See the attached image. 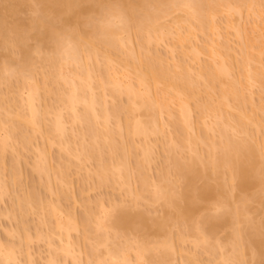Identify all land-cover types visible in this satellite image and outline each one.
<instances>
[{
  "label": "bare ground",
  "instance_id": "obj_1",
  "mask_svg": "<svg viewBox=\"0 0 264 264\" xmlns=\"http://www.w3.org/2000/svg\"><path fill=\"white\" fill-rule=\"evenodd\" d=\"M34 1L36 2V4L37 3L39 4V2L43 3V1L46 2L48 0H46V1L45 0H34ZM83 1L86 2L87 0H50L51 4L53 3L54 5H57L58 7L57 8L56 7L55 8H50V9L48 8L49 11H47V12H51V13L61 17L62 16L61 14L64 15L68 11H69L68 13H70V11H71V9H72V7H73V5L75 3L77 5V4H80ZM90 1L91 0H89V2ZM93 1H95V0H93ZM156 1H154V0H123L124 7H125L126 11L128 12V15L132 18V21H133L132 28L126 34V37H124V35H123L122 37L119 36V37L112 38L111 42H109V43H95V42H93V43H90L87 47H85L83 49V51H82V60H81V62H79L78 64L75 65V66H77L79 68V70H81L80 73H78L77 71L76 72L78 74L74 73L73 72L74 70H73L72 72H70V75H69V72L64 71L65 70L64 68H66V67L63 64H61L56 59L50 60L52 67L53 68L55 67V69H53L54 70V74L53 75L51 74V76H53V81L58 83L59 80H60L59 83H61L63 85L64 82H65L64 85L67 86V89H65V92L61 90L63 94H61V92H60V96L62 95V97H60L62 102H60L61 100L59 102L64 107H62L61 104H60V106L62 108H66V111L71 113V114L68 113V114H70V116H69L70 119H71V116H72L71 124H73V123L77 124L78 123V125H79V123H82V126L85 125V124L87 125L85 133H84V131H82V133L80 132V135H81L80 136V140H82V138L84 139L85 136H87L88 138H91L89 140L90 143H91L90 146H86L85 144L82 145L81 144L82 142H80V145H81V146L79 145L80 146L79 150H81L80 154L78 152H76V150L74 151L73 148H71V150L73 149V154L75 152L78 153V155H79L78 158L81 156V157H83V159H85V158L89 159L90 158L89 160H91V158H93V157H95V158L97 157V159H98V156H99L98 162H100V163H99V167H98V170H97V175H98L100 184L109 183L108 181H110V183L113 182L114 184L116 182L117 183L120 182L119 184L123 188L128 187L125 190L127 193L131 192V194H134L136 192V190H135V192H133L130 189L131 186L129 187V185H130V180H129L130 176L129 175L130 174L128 173L129 171L127 169L128 168L127 167L128 166L127 165V153L128 152H126L128 149L126 150V148H124L126 150L125 151L123 148H121L123 146L125 147V143H124V141H122V140H124V138L122 139L123 134H122V132H120L121 129H122V131L123 130L126 131L125 133H126V135H128V138H129V135H130V136H133V137L134 136H136V137H139V136L142 137L143 136L146 139V137H149L150 134H155V133H156V135L157 134H161V133H158V132H160V130L164 129L165 124L163 123V121L166 124H168V123L171 122L170 121L171 118H172V120L173 119L177 120L178 123H177V121L173 120L174 123L171 122L170 124L166 125V127L167 126L168 127H170V126L172 127L171 128L172 131L170 130L171 132H169V133L172 134L174 139L172 138L173 139V141H172V139H171L172 136L169 137V134H168V137L170 139V144H169V141L167 139V143L165 144V147H166L165 151H166L167 154L172 153V154H170V155H172V158L171 159L169 158L170 159L169 162L171 161L172 167L170 165L169 169L173 168V170H174V171L172 170L173 174H175L180 179V181L182 180L181 182L183 183V186L181 185L182 186L181 190L177 189L175 187V182H173L174 185H172L171 182L166 180L167 177L165 178V175L167 173H169L170 172L169 171L167 173L164 172V174L161 173L163 175H160L161 179H159V181H158L159 183L158 184L155 183L157 185L154 184L155 186L154 185L152 186V188L154 187V190L152 189L153 192H150L151 190H149V191L147 190V191L151 193L150 197H152L154 202L155 201L159 202V200L160 201L162 200L163 203L162 202H160V203H162L161 205H163L164 208L170 207V208L174 209V211H175V213L177 215L175 214V216H174L173 214H171V215L169 214L170 215V217H169L170 219H168L169 221L173 218L172 221H174V219H175L174 222L179 223V224L180 223H182V224L186 223V225L188 224V222H190V219H191L190 218V215H191L190 213H191V211H193L190 208L192 206L191 203L194 204L196 200H198V201L201 200V202H207L210 199L211 200L217 199V201H219L220 205H221L220 206L219 203L217 204V206L220 207V210H221V208L223 209V211L228 209L227 210L228 212H226V213L224 212V214H226V215L223 214L222 216L219 215V214H216V216L214 214V216H212L213 214H211V216L213 218L211 217L212 219H210V221L208 220L209 218L205 219L207 217H210V215L205 217L204 218L205 220L201 221L200 223H199V221H197L196 224H199V226L198 225L197 226H195V225L193 226V227H195L197 229V230L193 231V234L196 233V231L199 232V233L195 234L196 236L194 235L193 237H196L195 239L197 240V242H199L198 240H200V238H201L199 236V234H202L201 236L203 237V240L201 239L202 241H200V242L205 244L204 242L208 243V241H206L207 237H210L212 239L213 236H211V235L214 233V230H216L218 228V226H221V227L223 225L224 226H230V228L233 229V233L231 234V236L229 238L230 239L229 240V242H230L229 246L232 247V248H230L231 252L230 251H226L227 252L226 254H228L230 252V255L229 254L227 256L225 255L226 258H225L224 261L227 260V261H232V262L233 261L234 262H238V264H246L247 261H245V259H246V256L248 254V251H250V253H252V255H253L252 256L250 254V256L253 257V259L251 257L252 260H254L255 258L259 259V256H260L261 253L258 252L259 250L256 251L255 249L258 246L257 244H259V242L261 243V241H258V240H257V242L254 241L256 239L253 240V238H252L253 236H251L250 234H247V233H249V232H247L248 230L246 231V228H248V225L251 228V225L249 223H252V221L250 219L246 218L244 220L245 221V225H244V221H243V223H242V221L240 222V217L242 215L245 216V214L249 213L248 210H247V208H248L247 202L248 201L246 202V197H245L246 195H243V197L240 198V200H239L240 204L238 206H235L234 203H231V204L229 203L231 201V195L232 194L230 195V192H228V190L226 188L227 187L230 188V189L232 188V190H234V188H235V189H237V191L239 190V192H241V193L246 192L250 188H259L260 191H261V195L259 196L258 194H255V197H256L255 199H257V198L260 199L259 201L257 199V201L261 202V204H264V185L260 184V182H259V180L257 178V172H258V169H259V166H260V162H259L260 159L259 158L264 157V137H262L259 142H258L257 139H255V140H257V143H256V141L253 139V134H250V136L252 135L251 136L252 138H251L248 135L247 131H246L247 126L245 127V125H247L246 121H248V122L251 121L250 123L253 124V125L256 124V127L258 125H260L261 123H264V122H262V121H264V116L261 115L262 116V118H261L258 115V117H260V118H258L257 115H256L257 113H254L256 111H254V110H252L250 108H248V110L250 109V112L254 113V114L249 113V111L247 113H249L251 115V117H248L249 114H245L243 112V109H245L247 111L246 108H243L245 106L244 104L249 103L251 105L250 102L253 99L250 98L252 96V94L251 95L250 94L249 95H244L243 94L244 90H242L244 88L249 87V90L251 91L252 87L250 85L253 86L254 84H258V85L262 86V84H264V71H262V70H264V19L259 17L262 14V12H264V7H262V6H264V3H262V2H264V0L258 2V3L262 4L261 6H260V4H258L257 2H255L253 0H168L167 2H165L166 1L165 0V1H162L163 4L162 3H157ZM15 2H14V4H15ZM17 2H19V0ZM20 2H19V4H20ZM95 2L97 3V5L100 4L101 7H102L103 0H98V1L96 0ZM155 2H156V4H155ZM46 3H49V1L46 2ZM14 4H12V6ZM19 4H18V6L16 5V7H19ZM43 5H45V4H43ZM164 6H165V8H164ZM244 6H246L247 10L252 15L257 16L259 18L258 19L259 22L253 21V22L250 23V25L247 26L248 28L251 26V28L248 29L249 32H250L249 34H247L248 33L247 31H244L243 29H241L239 27L240 25H235L233 23L234 21H232L230 19V16H232L233 14H240L241 10H242V7H244ZM13 7H15V6H13ZM23 7H25V6H23ZM46 8L47 7L44 6L43 9L46 10ZM99 9H100V7H99ZM172 9H174V10L176 9L175 11H177V10L179 11V9H181V11L184 12L185 15H186V17H185L183 22H188L189 25L187 26V28H186V30L184 32L185 34L183 32H181L182 27L180 26L181 23L180 24L178 23L179 21L178 22L175 21V23H177V24L174 23L175 25H177L175 27L176 29L173 26H172V28H169L170 30H172L173 28L175 30V32L172 31L175 34V36H174L175 38L173 37V34H172V38L175 41H174L173 46L168 45L170 48H172V49L168 48L169 49L168 52L169 51L172 52V50L176 51L177 47H180V49L182 48L181 50H183V51L185 49L187 51L189 47L185 46V45H187L186 43L189 44L190 39H191V35H193L194 31H196V30L200 31V32H206L208 30L216 31V29H214L215 26H213L214 24H212L214 16L216 14L220 13V11H222L223 9H225V10H223V12L226 11V13L228 12L227 14H229L228 15L229 19L228 18H227L228 20L226 19L227 22H226V28H225L226 31H225V33L227 32V34H228V33L233 32V36L237 39V45L239 44V46H238L239 47L238 48L239 52H237L241 56L240 57L241 58L240 61H238L239 62V67L237 66L238 62L236 63L237 59L236 60L233 59V60H235L236 67L239 68L238 69L239 71H241V74H240V76L238 78H240V77L243 78L244 81H246V83L248 82L249 86H248V84L246 85V87L242 86L240 84L241 80L239 81L238 78L234 79L231 82H227V83L224 82V79L226 77L228 78L232 74L231 72L233 70V67H232L233 65L231 64V62L233 60L230 62L231 58H230V56H228V54H229L228 52L223 51L225 53L221 54L220 50L222 48L220 49L219 47L222 46V45L217 43L222 38V37L218 38V37H220L218 35L219 33L218 34L216 33L214 35V36H216L218 38V39L216 38L217 41H216V39L214 41L213 40L211 41V39H210L209 40L210 42H208L209 44H206V42L208 41L207 40L204 43V46L202 48H197L198 46L194 42L193 44H195V46L189 48L188 51L190 52V55H191L192 60H193L194 63L195 62H199V59H200L199 56L201 54L202 55L204 54V56H206V54H207L208 55L207 57H209V60L212 61V62L209 61L211 63H209V62L205 63V62H203V60H200L201 62H203L205 64L202 63V65H200L201 64V62H200L199 65H198V63H196L197 64V69L193 70V72L191 71L192 70L190 68L191 66H189L190 69H188L186 67V65L181 66L179 64H175L176 63L175 60H174L175 63L171 65L173 67V70H171L172 67L170 68L169 65H168V64H171V63L166 62L167 58H164L165 56L162 57L161 55H158L159 57L161 56V58H164V60H166L165 62L168 63L167 65H166V63H164V61H161L163 59L160 60V58L158 56L157 57L155 56L157 54H154L155 58L154 57L151 58L152 57V53L151 52H147L148 49H149V46L152 43H157L158 41H161L162 39L165 38V37H163V36H166L164 34L165 33L164 30H167V28H166V26H162L161 25V20L164 19L165 16L166 17L170 16L171 14H170L169 10H172ZM30 10H31V8H30ZM86 10H88V9H86ZM174 10H172V12ZM168 13H169V15H167ZM230 13H233V14L230 15ZM259 13H260V15H259ZM73 17H71L70 19H72ZM78 18H79V16H78ZM63 19L61 18L63 25H70L71 24V22H67L68 21L67 19H64V20H66L65 23H67V24H65L63 22L64 21ZM158 21H160V25L158 24L159 23ZM1 22L2 21H0V23ZM193 22H195V24ZM68 23H70V24H68ZM196 24H197V27L194 26ZM79 25H81V24H79ZM161 26L163 28H165V29H163ZM18 27H17V29H18ZM169 27H170V25H169ZM7 28H9V27H7ZM11 28H13V27H11ZM14 28H16V27H14ZM47 29H45V32H47L46 35L44 36L45 32L42 35V36L45 37V38L43 37L42 42L46 41V39H47L46 36H49L48 38L51 39L50 38L51 36H50L49 28L47 27ZM169 29H168V31H170ZM7 30H9V29H7ZM10 30L12 31V29H10ZM18 30H21V29H18ZM227 30H229V31L232 30V31L229 32ZM134 31L136 32V34H137L136 37H138L137 40L139 41L137 43V45H135L137 47H134V48H137V50L132 48V46H134V45L131 46V42L133 40L132 39V37H133L132 33ZM168 31H167V33H168ZM3 32H5V31H3ZM216 32H219V31H216ZM36 34H37V32H36ZM248 35H250V36H248ZM37 36H39V35H37ZM229 36H231V34ZM34 37H35V35H34ZM225 37H226V34H225ZM227 37H228V35H227ZM227 37L226 38L223 37L224 41H226V42L230 39L229 37L228 38ZM225 39H228V40H225ZM221 41H223V40H221ZM124 43L125 44L126 43L129 44L130 47H131V49L129 47L127 48V46L125 45L127 51L129 52V54L126 53L128 55V56L126 55L127 58L128 59L131 58L133 60H137L138 62L141 61L140 64L145 65V68L142 67V68H144L143 70H141L142 68H141L140 64H138V62L136 63V64H138V66H134L135 63L132 62L131 64L134 63L132 67L130 65V62H129V64H128V62L127 63L125 62L123 64L124 67H122L123 71H121V70L119 71L121 66H120V68H117L113 72L111 71V68L109 69L110 65L108 67V64H110V61H111V57H110L109 52H108L109 49L111 50L112 48H114V49L118 48V49L122 50L120 46H122ZM227 43H226V45H227ZM179 44H180V46H178ZM229 45H231V44H229ZM43 46H45V45H43ZM222 47L224 49L225 48L228 49V45H227V47L224 46V45ZM100 48H104V49H100ZM100 50H104V51H101L102 54H100L101 53ZM140 50H142V52L145 54L144 56H142L143 58H141L142 54H140ZM229 50L233 51L234 49L231 46V48L229 47ZM175 51H173V52L176 54L177 51L176 52ZM183 51L181 52L182 53V58H183V55L187 56L189 54V53L188 54H186V53L183 54ZM26 52H27V50H26ZM173 52H172V54H168L166 52L167 53L166 56L170 55V58H168V59H171V56L174 55ZM235 52L236 51H234V55L237 54ZM253 52H255L254 55H253ZM149 53H150L151 56L148 55ZM176 55H175L174 58L178 57ZM224 55H225V57H223ZM99 56H101V58H99ZM227 56H228V58H227ZM145 57L146 58H150L152 63L150 64V62H151L150 60H148L149 62L145 61V60H147V59H145ZM127 58H126V61H128ZM26 59L27 58H25V60ZM97 59L98 60L102 59L101 61H104L103 65L105 64V66L103 67V70H105V72H103L104 73L103 74L100 71L102 75L98 74V76H100V77L97 76L98 79H96V77L94 76L95 72L97 74L98 67H100L99 62H98ZM142 60H143V63H142ZM195 60H197V61H195ZM254 60H256V61H254ZM96 61L98 63H96ZM156 61H157V64H156ZM177 61H179V60H177ZM153 62H155V64H153ZM170 62H173V60L170 61ZM193 62H192V64H194ZM253 62H257L259 64L260 68H258L259 66L256 67L257 64L256 65H252L251 63H253ZM187 63H185V64H187ZM129 65H130V67H129ZM165 65L167 67H165ZM27 66H30V62L28 63ZM75 66H74V68H75ZM127 67H128V69H127ZM192 67H193V65H192ZM72 68H71V70H72ZM175 68H177L179 70V72H176ZM108 69L111 71L112 74L110 73V71ZM68 71H69V69H68ZM189 71L192 72V73L190 72L191 74L195 73L194 71H196L195 75H196L197 79L195 77L192 78L193 76H191V74H190V76H191V78H190ZM65 72H66L67 76L64 75ZM31 74L29 75L31 77L30 79L28 77H26L27 83L30 80V82H29L30 85H28V88L25 91L27 93L26 97H25L26 100L24 99L25 100V102H24L25 106L23 105L24 108H26V111L22 108V104L23 103L19 104L18 107L22 108L24 113L22 112L21 115L20 114H16V116L18 115L17 117H19L20 119H22V121L25 122V124H24L21 121L22 124H24V126L25 125H26V127H28V126L30 127L31 126L32 130L30 129L31 130L30 132H33L34 130L37 131L40 128L42 130V127L40 126V125H42L40 123L41 119L43 117L46 118L50 111L48 109H46V108H45L46 111L42 110L43 112L41 111L42 112L41 115L46 114L45 112H47V111H48V113L46 114V116L45 115L43 117L41 116L42 118L40 119V113L41 112H39V111L41 109H39L38 104L34 105V101L37 102V103L39 101V100L37 101L38 98L36 96L38 94V90L40 89V87H39L38 84L37 85L36 84L32 85V83L33 82L35 83L36 81L34 80L33 82H31V80L34 79L33 76H31ZM131 75L135 76L136 83L133 82V83H135V85L132 84ZM93 76L95 77V79L97 81L94 79ZM233 77L235 78V76H233ZM93 79L95 80L94 83L97 82L95 84L96 85L95 89L97 87L99 88V90L102 89L101 92L98 90L99 93H103L104 92L103 90H105V93L108 91L107 94L112 96L111 97V96L106 94L105 98L107 97V99H108L110 97L111 99L114 100L116 98L118 99V97L123 94V95L126 96L125 98H127L126 105H124L123 108H118V107L115 108V105H114V107H111V109L107 108L109 105H106L105 104L106 101L104 99H102V98H104V95L103 94H101V95L99 94L100 96L98 95L99 96L98 97V96H96V93L94 94V92H93L94 91V87H93L94 84L92 83ZM192 79H196V81L192 80ZM198 79H199V81H201V82L203 81V83H205V85L203 83L202 84L204 85L203 88L205 87L204 89L207 92H208V90H210V91L214 90L215 91L214 86H217L215 83H219V86H220V88L219 87L216 88V89L219 90V93L217 92L218 99L216 97V100H215L217 103H215V102L212 103V101H213L212 98H211V102L210 103L213 104V105H210V103H208L209 102L208 98H210V97H208L209 96V93H208L207 94L208 102L207 103L203 102V98H202V101L201 100L200 101H201V103L203 102L204 104L200 103V104H198V107H197L198 111H200L199 112V118L197 120L199 122H200V120H202L201 122L206 121V117L208 116V118H209V115H211L210 118L212 117L211 119L212 120L214 119V120L212 121V123L208 122L209 125H210L209 128L211 129L212 133H213V129L212 128H215V131H217V134H219V135H217V137L219 136L217 139L220 138L219 141H217V142L215 141L214 142L212 139H209L210 136L203 129H201V131L202 130L204 131V133H202L203 136H201L202 139L200 138V136L198 134H194L196 136L198 135L197 136L198 139L199 140L201 139L204 142V143L203 142L202 143L205 146L208 145V146H206V151H205V152H207V153H205L206 156L202 152L204 150H202V151L199 150V152L200 153L202 152L201 154H203L205 156V158L203 157V155L201 156V155L197 154L198 150L196 149V147H197L196 143L199 140H197V139L195 140L194 139V138H196V136H194V138H193L192 135H190L192 137L191 138L188 135L189 132L186 131L187 129H188V131L192 130V127H193L191 125L192 124L191 122H192L193 119L190 121V119H191L190 114H191L192 110L190 109L189 100L194 97V95H195L194 92L197 93V96H198V93L200 92V90H196V89H200V87L199 88L197 87L198 86L197 83L199 82ZM61 80H63V81L61 82ZM236 80H238V81H236ZM24 83H26V81H24ZM91 83H92L93 86L91 85ZM198 84H200V82ZM23 85H22V87L20 89L21 90L20 91V95H21L22 89L25 90V88H26V87H24L26 84L24 86ZM195 85H197V86H195ZM63 90H64V88H63ZM152 90H153V95H152ZM96 91H97V89H96ZM206 91H204V92L207 93ZM245 92H246V90H245ZM243 95L245 96V98H247L246 96H250V97L248 99H245L243 97ZM191 96H192V98H191ZM20 97H22V96H20ZM259 97L261 98L260 95L258 96V98ZM199 98H200V96H199ZM207 99H206V101H207ZM250 99H251V101H250ZM257 99H256V101H257ZM261 100L262 99L258 100L257 104L259 103V101L261 102ZM204 101H205V99H204ZM235 101H236V104H235ZM247 101H249V102H247ZM262 102H264V100H262ZM262 102L260 103L261 105L259 104L260 106L258 105V107H257L258 108L257 111L259 110V112H261V111L264 112V103H262ZM252 103H253V101H252ZM80 104L83 105V107H82V111L78 109V111H81V113L78 114V112L76 113V108ZM229 104H235V105L238 104L237 106L233 105L236 108H235V110H232V111L236 112V115H233L234 112H232L233 114H229V112L231 111V107H233V106H231ZM239 104H240V106H239ZM249 104H247V105L249 106ZM170 105H173V107L174 106L177 107L178 111L175 110V111H177V115H175V116H177V119L174 117V115H173L174 111H171L172 106L170 108ZM37 107H38V109H37ZM97 107H98L99 110L96 113ZM252 108L254 109V107H252ZM224 109H227V110L230 109L228 114H226L227 112L224 111ZM165 110H166V112L168 111V114H170V116H168V117H171V118L169 119V121H167L168 123L166 122V120H168V119H166V120L164 119L161 122V124L163 123V125H162L163 129H162V127H160V129H159V127H157V124H156L157 123L156 115L158 113L162 112V111H165ZM58 112L59 111H57V110H56V112L54 111V115L55 116L53 115L55 117V120L53 121L52 128H51L52 131H54L53 134L51 133L52 131L51 132L47 131L48 133L50 132L52 135H54L55 133H56V135H57V133L58 134L60 133L59 135H62L61 133H64V131L62 132V130H63L62 125L64 123H62L63 121L61 122V115H60L61 113H58ZM60 112H61V108H60ZM123 112L125 113V115L123 114L124 117H125L123 119H125V120L123 121V119H122V122H121V117L120 116H121V114ZM141 113L142 114L143 113L146 114L145 116H147V115L149 116L150 115V117L149 118L146 117L145 120H143L144 116H143V119H141L142 118V117H140V115H142ZM207 113H210V114L207 115ZM135 114H139V115H135ZM259 114H261V113H259ZM161 115H162V113H161ZM191 116H192V114H191ZM252 116H253V118L257 117L258 120L257 119L250 120V119H252ZM204 118H205V120H204ZM110 119H112V120L115 119V121H112V122H115V123H113V124H115V126H113V128L117 127L119 129V133H121V134H119L120 136L117 135V137H116V135H115L116 131L113 132L114 130H118V129H114L113 130L112 127H111L112 130L111 129H107V127L112 123L110 121ZM229 120H232L230 122L235 123V124L232 125L231 123H228ZM208 121H209V119H208ZM254 121H256V122L252 123ZM1 123L2 122H0V124ZM108 123H110V124H108ZM4 125H6V124H3L2 126H4ZM228 125H230L234 130H232V128L230 126L228 128ZM2 126H1V128H2ZM12 126L13 125H11L10 127H12ZM99 126H100V128H98ZM4 127H3V130H4ZM6 127H7V125H6ZM14 127L15 126H13L12 128L13 129H17L18 128V127H16V128H14ZM201 127L203 128V125ZM259 127H261V126H258V128H257L258 130L260 129ZM9 128L7 127V129H5V132H6L5 135L6 136L4 135L3 136L4 138L2 137L1 140H0V149H2L3 151L5 149L4 146H6V144H5V142H7L6 140L9 139V138L12 139L10 136H13L11 134V132L13 133V130L10 128L11 131H9L10 130ZM210 129H208V130H210ZM228 129L232 130V131L229 130L230 132H235V133L237 132L235 134V137H231V135L227 134L229 132ZM0 130L2 131V129H0ZM6 130L8 131V134H7ZM198 130H200V129L198 128ZM39 132H40V130H39ZM230 132H229V134H230ZM245 133H246V135L249 136L248 137L249 139L251 138L252 140L255 141L254 142L255 145L253 144V142L251 144L252 140L250 139V141H249L247 136L245 135ZM32 134L34 135V132ZM117 134H118V131H117ZM163 134H165V133L163 132ZM237 134L238 135H240V134L242 135L243 134L244 136H246V138L244 136H242V138L244 137L243 139L242 138L239 139L240 137L238 139H236L238 137ZM46 135H47V133H46ZM56 135L54 137H56ZM114 135H115L116 138H118V136H119V138L121 137L120 139H122V140H120V142L124 143L123 146L122 145L120 146L121 150H120L119 147H117V145H120V143L119 144L115 143V140L117 141V139L114 138ZM49 136H51V135H47V137H49ZM63 136H64L63 138H65V136H66L65 133L63 134ZM29 137L25 140L26 143L30 142L31 138H29ZM57 137L60 138L61 136L57 135ZM59 138H57L56 140L59 141ZM212 138H214V140L216 139L215 136L212 137ZM51 139L53 141L55 138L53 139V137H52ZM56 140H54V141H56ZM62 140H64V139H62ZM54 141H53V144H54ZM142 142H143V140H142ZM145 142H146V144L148 143L147 140ZM145 142H143V144ZM63 143H64L63 146L67 147L66 149H69L68 151H69V154L71 155L72 151H70V146H66L65 142H63ZM63 143H61V144H63ZM51 144L52 143H50L49 145H51ZM55 144H56V142H55ZM58 144H59V142H58ZM68 144L71 145L72 142H71V144L70 143H68ZM128 144L130 145V141L128 142ZM132 144H135V143H132ZM132 144L130 145L131 147H132ZM143 144H142V146H143ZM58 146H60V144ZM63 146H62V148H63ZM142 146L140 148L142 149L141 150V154L143 155L142 156L143 159L141 160V162H139V160H138V164L135 163L136 164L135 167H137L135 175L138 174L137 175L138 178H141L139 180L141 182V185H139V186L142 187L141 188V192H139V193L136 192L135 195H134L135 196L134 198H137V199H139L140 196L142 197V194L144 193L143 191H146V190H144L145 188L148 189V188L151 187V186H149V185H151V184L148 183L149 181H147L146 177H144L145 175L141 174V172L143 170V167L145 166V165L143 166V164H145V163L148 164L149 161L151 160V156H150L151 149L149 150L150 147L148 148V144H147V146H145V144H144L143 148H142ZM135 147H136V145H135ZM135 147H132V148H135ZM178 147L180 149L184 148V150L187 147L190 148V153H192V156L190 154L189 155L190 157H187V159H188V161L186 159L187 162H185L182 159H180L181 161L179 160L178 156H182V152L183 151L180 150ZM207 147H209L208 148L209 151L207 150ZM42 148H43V150L40 149L41 151L40 150H39L40 152L38 151L39 160H37V162H38V164L39 163L40 164L38 165L37 162L34 163L36 165V166H34V168L38 171L39 174L45 175V176L47 175V177L50 178L51 176L49 177V174H48L49 170H47V168H49V167H48V165L46 166V164H45L46 160H47V158H46V153L47 152H45L44 147H42ZM105 148H107V149H105ZM132 148L129 147V149H131V150H132ZM66 149H62V150H66ZM103 149L109 151V154H110V157H111L112 160L110 159V157H109L110 160L108 159V160H105V161H103L100 158L99 152L101 150L104 152ZM118 149H119V152H117ZM175 150H177V152H179L180 155H177L175 152H173ZM187 150H189V149L187 148ZM68 151L66 150V152H68ZM112 153L113 154L117 153L116 154L117 157L113 158L114 155L111 156ZM129 156H130V154H128V158H129ZM174 156L177 157V158H175ZM149 158H150V160H149ZM109 161H111V163ZM183 161H184V163H182ZM1 162L2 161H0V163ZM198 162H200V164ZM198 166L202 167V168H199ZM208 167L211 168L210 171H211L212 176H211L210 173L207 172V168ZM210 168H208V169H210ZM169 169H167L166 171H168ZM58 172H59V174H58ZM58 172H57V174L60 176L59 179L61 178V180L60 181L58 179H56V180H58L59 183L60 182L63 183L65 181V178H63V177H65L66 174L62 173V174H64V176H62L61 172L60 171H58ZM139 174L142 175V176L140 177ZM1 176L2 175H0V177ZM166 176H168V175H166ZM212 178L213 179L215 178L214 179L215 181L217 180V182L215 183L216 187H215V185L211 186L210 184H208V180L209 179L212 180ZM196 179H200V181L203 180L202 184L200 186H197V187L195 186L196 185V182H195ZM48 180L50 181L52 179L50 178ZM197 181H199V180H197ZM51 182L52 181L46 182V184L47 183L49 184L48 187H51L53 185V184L51 185ZM2 183L5 184L4 182H2ZM167 183H169V184H167ZM209 183H210V181H209ZM3 184H2V186L0 188H2L3 186L7 187V186H5ZM69 184H70V182L68 183V187H69ZM228 185H231V186L229 187ZM2 189H1V191H3ZM49 189H51V188H49ZM7 191L5 190L4 193H6ZM137 191H140V189L137 190ZM177 191H179V192H177ZM62 193H63V191H62ZM1 195H3V192H2ZM32 199H34L35 202ZM137 199H135V200H137ZM23 201H21V202L19 201V203H23ZM31 202H32V205L36 204V207H38L37 202L35 200V197L33 198V197L30 196L28 198V196H27V199L25 198V201H24L25 205L31 204ZM33 202L35 204H33ZM179 202H182V204L184 203L183 205L186 204V206H184V207L180 206L181 204ZM215 202H216V200H215ZM221 202L226 207V209L222 206ZM24 203H23V205H24ZM101 203L102 202H100L98 204H101ZM108 203H110V202H108ZM54 204H55V202H54ZM102 204L100 205L101 210H99L100 209L99 207H98L99 209L97 208L100 211V213L98 211L96 212V214L99 213L100 215L98 214L99 216L95 215V217H94L93 213L90 212L92 215L91 214H88V216L86 215L87 219L85 221H83L84 223L85 222H87V223L86 224H82L84 229H86L85 231H87V228H88L87 225L89 226L90 222L92 223V222L95 221L93 223V224H95L93 227H96V231H95L96 233L94 232L95 234H93L94 237L100 233V230H102V229L106 230L105 227H106V223L107 222L111 223V225H109V227L107 226L108 229L113 228V231L116 230V233L115 234L113 233V235L116 236V237L113 236L114 239H116L118 237V235H119L118 233L122 234L123 232L128 231V229H130L131 225L134 224V223H135V225L137 227L146 228V226L144 224L145 223V216L143 215L144 216L143 217L141 213L140 214H136V215H134L135 214L134 213L132 215L131 212H130L131 214L129 213L130 210L127 211V212L125 210L124 211L122 210V208L124 207V206L123 207L121 206L122 204L119 205V206L116 205L118 203H114L115 205L114 204L113 205H109V207H106L107 204L106 205H104V204L102 205ZM21 205L22 204H20V206ZM39 205L41 206V204H39ZM57 205L59 206L58 202H56L55 205H53V203H51L50 208H49L50 209L49 210V212H50L49 215L50 216L51 215L55 216V218H54L55 221H56V218H57V222H55L56 226L54 225V227H56L57 232H59L58 234H60V236L64 237V238L62 237L63 241H64L65 238L68 239V240L65 239V242H63L62 240L59 241V243H62V242L63 243L60 244V245H62V247H61L62 249L60 247H58V248H60L61 252H64V254L69 255L70 252L72 251L73 247H74V243L76 242V241H72L73 244L70 243L71 241H70L69 235H70L71 231L77 230L76 229L77 228V223H76V221H74L75 220V218H73L74 215H71L70 213H67V215H64V214H66V211L63 214L62 210L60 211V209H58V207H56ZM134 205H136V203H134ZM231 205H233V206H231ZM103 206H105L106 208L105 207L103 208ZM119 207H121V209ZM133 207H135V206H133ZM181 207H183V208H181ZM219 207H217V208H219ZM190 209H191V211H190ZM68 211L69 210H67V212ZM22 212H24V211H22ZM59 214L60 215L63 214L68 220L66 218H64L65 220H63L61 218L62 216L60 217ZM49 215L46 216V218H48V217L50 218ZM165 215L166 214H164V216ZM247 216H249V214ZM164 218H165L164 220H161V219H163V217L159 221L155 220L156 222L158 221L155 224L157 226V230L158 229L161 230L163 227H165L164 225L167 224L168 221L166 223H165V221L167 220L168 217L167 218L164 217ZM213 219H215V221ZM62 220L64 221V223L61 222ZM212 220L214 222H211ZM65 221L66 222L68 221V223L65 224L66 223ZM161 221H163V222H161ZM83 222H81V223H83ZM91 223H90V225H91L90 227H92V225H93ZM241 223L243 224V227L246 226L244 229H243ZM258 223H259V221H258ZM258 223H256L254 225V229H255V227H257V228L259 227L258 229L256 228L259 231V230H261L260 228H264V223L260 222V224H261L260 226H259ZM192 224H193V222H192ZM192 224L189 223L187 225V227L190 225L191 228H192ZM107 225H108V223H107ZM188 228H190V227H188ZM195 228H193V229H195ZM53 229H55V228H53ZM93 229H92V231H93ZM108 229H107V231H108ZM89 230H90V228L88 229L87 234H86V232L83 234L84 235L83 236L84 237V241L83 242H85V240L87 241V239L90 240L91 236H89V234L92 233V232H90ZM262 230H264V229H262ZM97 231L99 233H97ZM119 231H123V232L121 233ZM104 232H106V231H104ZM189 232H192V230L189 231ZM262 232H264V231H262ZM250 233L252 234V232H250ZM53 234L57 235L56 231H55V233L53 232ZM105 234H106V235H104L105 238H103L104 242H103L102 238H99V236H97L99 240L97 239L94 242L97 241L96 244L98 243L99 245L98 244L96 245L94 243L95 245L94 244L93 245L96 246V247L93 248L94 247L93 246L92 247L93 250L91 248V245L89 246L90 249L93 252H95L94 250H96V248L98 246L100 247V245L103 246L104 244H106V246H107V244H108V240L107 239L109 238L107 236H109V234L107 232ZM189 234H192V233H189ZM249 235L251 236V238H252V240L254 242L252 240H250V238H249L250 236ZM39 236L40 235H38V237ZM60 236L58 235V237H60ZM259 236H261V235L259 234ZM255 237H256V235H255ZM210 238H208V239L210 240ZM93 239H95V238H92L91 240H93ZM105 240H107V241L105 242ZM50 241L53 243L52 239H50ZM51 242H47V243L51 244ZM200 242H199V245H200ZM195 243H196V241H195ZM202 243H201V245L203 246ZM79 244L80 243L78 242V246H79ZM141 244H143V245L140 246ZM141 244L140 245H136L137 247L135 246V248H134L135 249V251H134L135 256L134 257H135V261L137 262V264H147L148 260H150L148 264H165L164 263L165 262V258L166 259L169 258V257H167V254L166 255L164 254L165 250L167 249L166 250V253H167V251H169V249L171 251V248H173L172 247L171 238L167 239L166 237H165V240L163 242H160V244L152 245L153 247L152 246H149V247L147 246L146 247L147 244H145V243H141ZM154 244H156V243H154ZM227 244H229L228 241H227ZM51 245H53V244H51ZM207 245H205V246H207ZM219 245H220V243L218 244V246ZM75 246H76V244H75ZM155 246H156V248H155ZM225 246L226 245H224L222 243L220 245L221 249L224 248ZM246 246L248 247L247 249H246ZM3 247H6V246H3ZM3 247L2 248L0 247L2 249V252L0 253V264H10V262L13 261V259L15 257V256H13L14 253H12L13 248L9 247L10 249H12V251H11V250H9V248L7 250H3L4 249ZM150 247H152L155 252H156V249H158L159 251H161V249H164L163 251H161V256H162V254H164L165 256H162V257L158 258L159 260L157 259L156 261H154V260L152 261L153 256L150 257L151 256L150 254H152L151 252H153V249L150 248ZM207 247H208V250H210V251L211 250L213 251L215 249V245H212V244H209ZM259 247H260V244H259ZM127 248L124 250V251L127 250L126 252H124L123 250L121 251V249H119L120 253L118 252V250H115V249H113L112 252L110 251L112 249H110V250L107 249L108 250L107 254L110 257V258L108 257L109 262L112 261L114 263V261H115V263H117L116 261L118 260L117 264H130V262H131L130 260L131 259L129 258L130 255H129L128 252L130 251V249L133 251V249L130 248L129 246ZM203 248H204V246H203ZM252 248L256 251L257 254L255 253V255H254L255 251ZM50 250H51V247H50ZM55 250H56V252L58 251L56 246H55L54 250H53V248L51 250L53 253H49V254L50 255H52V254L56 255L57 253H55ZM91 250H89L88 253L91 252ZM78 251H79V249H78ZM73 252H75V251H73ZM73 252H72V254H74ZM149 252H150V254H149ZM81 253H82V251H81ZM159 253L160 252L155 253V255H157V254L159 255ZM28 254H26V255H28ZM80 255L81 254L79 253L78 256H80ZM88 255H91V254L89 253ZM105 255H106V253H105ZM223 255H224V253H223ZM223 255H222V259H224ZM256 255H257V257H256ZM29 256H30V254H29ZM76 256H77V254H76ZM50 257H49L50 260L48 261L49 264H54L53 261H54V259H56L55 256L54 257L50 256ZM56 257H57V255H56ZM86 257H88L87 253H86ZM92 257L93 256H91V257L89 256L88 259L89 258L92 259ZM73 258L75 260V256H73ZM94 258H96V257L94 256ZM155 258H157V257L155 256ZM27 260H28L27 263H29L32 259L29 261V258L27 257ZM71 260L73 261V259H71ZM92 261H94L95 264H97L98 259H96V261H95V259H93ZM33 262H35V261H33ZM74 262H76V261H74ZM104 262L105 261L101 260V264H104ZM192 262H193V260H192ZM30 263L32 264V262H30ZM92 263L93 262H91V260H88L87 264H92ZM98 264H100V263H98Z\"/></svg>",
  "mask_w": 264,
  "mask_h": 264
},
{
  "label": "rangeland",
  "instance_id": "obj_2",
  "mask_svg": "<svg viewBox=\"0 0 264 264\" xmlns=\"http://www.w3.org/2000/svg\"><path fill=\"white\" fill-rule=\"evenodd\" d=\"M17 1L18 0H0V21H2L0 23V30L2 29L1 30L2 32L5 31V32H3L4 35H5V37L8 36L9 32L11 31L10 29H12V31H15V32L16 31L17 32H21V31H25V30L27 31V30L31 29L32 25L30 23L31 17L29 15V12L35 10V6L36 5H41L42 9L44 8V6L47 7L46 10L43 9V11H45V12L49 11L48 8L50 9V8H55V7L57 8L58 7L57 5H54L53 3L51 4L52 1L50 2V0H48L49 3H46L48 1L45 0L46 2H44V1H43V3L39 2V4L38 3L36 4V2L34 0H28V1L27 0H19V2L21 1L20 4ZM95 1L91 0L89 2V0H87L86 2L83 1L80 4H77V5L75 3L73 5L70 13H68L69 12L68 11L67 12L68 14L67 13L64 14L65 16L63 14H61L62 15L61 17L60 16H57L55 14L54 15L57 16V17H60L62 19L63 18L64 19H67L68 20L67 22H71V24L68 23L70 25H67V26H76V25L81 24L80 25L81 26V30L84 31V29L82 27V25H83L82 17L88 16L89 14H92V13H96V12H98L100 10L99 7L101 8V5L100 4L97 5V3ZM154 1H156V0H154ZM162 1H165V0H159V1L157 0L156 2L157 3H162ZM167 1L168 0H166L165 2H167ZM253 1H255V2L258 3L259 1H262V0H258V1L257 0H253ZM14 2H15V4H14ZM156 2H155V4H156ZM262 3H264V2H262ZM12 4H14L13 6H15V7H13ZM18 4H19V7H16V5L18 6ZM43 4H45V5H43ZM258 4H260V6L262 5L261 3H258ZM23 6H25V7H23ZM262 7H264V6H262ZM30 8H31V10H30ZM164 8H165V6H164ZM86 9H88V10H86ZM172 10H174V9H172ZM172 10H169L170 11V14H171L170 16H167V17L165 16L166 18L164 17V19L161 20V25L162 26H166V28H167V30H164L165 31L164 34L166 36H163V37H165V38L162 39L161 41H158L157 43H152L149 46V49H148L147 52H151L152 53V57L151 58L154 57V54H157V55H155L156 57L158 55H161L162 57L165 56L164 58H167V61L164 60V58H161V56L160 57L158 56V57L160 58V60L163 59L161 61H164V63H166V62L171 63V64L166 63V65L168 64L170 68L172 67L171 65L176 62L175 64H179L181 66L186 65V67L188 69L191 68L192 69L191 71L193 72V70H196L197 69V64L196 63H198V65H199V63L201 62L200 60H203V62H205V63L206 62H209L211 60H209V57H207L208 56L207 54H206V56H204V54L203 55L201 54L199 56V58H200L199 59V62H195L194 63L193 60H192V57L190 55V52L188 51L189 48L195 46V44H193L194 42L197 44V46H198L197 48H202L204 46V43L207 40L208 41L206 42V44H209L208 43V42H210L209 40L211 39V41L212 40L214 41L217 38L214 35L216 33L217 34L219 33L218 35L220 37H218V38H221V37L222 38L223 37L226 38L227 35L230 38L229 40L228 39H225V40H228L229 41V42L227 41L228 43L226 41H224V38L223 39L221 38V40H223L224 42L221 41V40H219L217 42L218 44H221L222 46L224 45V46L227 47V45H228V49L227 48L224 49L222 46L219 47L220 49L222 48L220 50L221 51V54L222 53L224 54L225 52H223V51H226V52L229 53L228 56H230V58H231L230 59V62L233 59H235V60L237 59L236 63L238 61H240V59H241L240 57L241 56L239 55V53H237V52H239L238 51L239 44L237 45V39L233 36V32H231L232 30L231 31L227 30V31H229L231 33H228V34H227V32L225 33V31H226V29H225L226 28V22H227L226 19L227 18L229 19V16H228L229 14H227L228 12L226 13V11L223 12V10H225V9H223V10L221 9L222 11H220V13H218V14H216L214 16L213 23L211 22L212 24H214L213 26H215V28L214 27L213 28L216 29V31H219V32H216V31H213V30L212 31L208 30L206 32H200V31H197V30L194 31V34H193L194 36L191 35V39H190L189 44L185 42L187 44L185 46H188L189 47L188 50L186 51V49H185L183 51V50H181L182 48L180 49V47H177L176 48L177 49L176 50L177 51V53H176L177 55L173 52L175 50H172V52H173L174 55H172L173 57L171 56V59L173 60V62H170V61H172L171 59H168V58H170V55H167L166 56V54L167 53L168 54H172L171 51H169L170 53L168 52L169 49H172L168 45L173 46L174 41H175L172 38V34H173V37L175 36V34L173 32H175L174 28L177 26V25H175V24H177V23H175V21L176 22L179 21L178 22L179 24L181 23L180 26L184 30L183 31L181 29V32H183V33L185 32L187 26L189 25L188 22H183L184 19H185V17H186V15H185L184 12L181 11V9H179V11L178 10L175 11L176 10L175 9L174 10L175 12L174 11L172 12ZM231 14H233V13H230V15ZM66 15L67 16L69 15V16L67 17ZM167 15H169V13ZM259 15H260V13H259ZM78 16H79V18H78ZM71 17H73V18L70 19ZM259 17L262 18V19H264V12H262V14ZM230 19L232 21H234L233 23L235 25H240L239 27L241 29H243L244 31H247L248 32V33L246 32L247 34L250 33L248 29L251 28V26L249 28L247 26L250 25V23L253 22V21L259 22V20H258L259 18L257 16L252 15L247 10L246 6L242 7V10H241V13L240 14H233L232 16H230ZM63 22L65 23L66 20H64ZM158 22H159L158 24L160 25V21H158ZM193 23L195 24V22H193ZM65 24H67V23H65ZM169 25H170V27H169ZM18 26L19 27L21 26V27L19 28ZM61 26H63V24ZM172 26L174 28L172 30H170L169 28H172ZM194 26L197 27V24L194 25ZM7 27H9V28H7ZM11 27H13V28H11ZM14 27H16V28H14ZM17 27H18V29H21V30H18ZM7 29H9V30H7ZM36 29L39 32L37 30H35L37 32V34H36V32L33 31L31 33V39L33 41H35V42H38L40 40L39 41L40 44L45 45L44 46L45 48H49L50 49L51 48V41H50L51 39L48 38L49 36H46L47 37L46 41H43L42 42L43 37L47 33V32H45V29H47V27L45 29H43V30H41L39 27H37ZM163 29H165V28H163ZM168 29L171 32L168 31ZM167 31H168V33H167ZM43 33H44V36H42ZM84 34H85V36L88 35V33L86 31H85ZM225 34H226V37H225ZM230 34H231V36H229ZM34 35H35V37H34ZM37 35H39V36H37ZM250 35H248V36H250ZM132 36H133L132 37L133 40L131 42V46L134 45V46H132V48H134V47H137L135 45H137V43L139 41L137 40L138 37H136L137 34H136L135 31L132 33ZM124 37H126V35H124ZM217 39H216V41H217ZM226 43H227V45H226ZM229 44H231V45H229ZM125 45L127 46V48L129 47L131 49V47H130L129 44H127V43L125 44L124 43L122 46H120L122 50H120L118 48H117L118 50L116 48L115 49L112 48L111 50L109 49V51H108L109 52V55L111 57V61H110V64H108V67L110 65L109 69L111 68V71L112 72L115 71L117 68H120V66H121V68L119 69V71L120 70L123 71L122 70L123 69L122 67H124L123 64L125 62L126 63L128 62V64L130 62L131 67L133 66L134 63H135L134 66H138V64H140V62H141V61L138 62L137 60H133L131 58H129V59L127 58L128 55L126 53L129 54V52L127 51ZM178 46H180V44ZM231 46L234 49L233 51H231L232 49L229 50V47L231 48ZM34 49H35V45L34 44H29L27 46H22V48H19V49H10V50H7V51L0 50V61L8 60V61H11V62H20V63H23L24 65L26 64V66L30 62V66H27L29 68L28 75H26V76L25 75H20L17 78H14V79H11V80L4 79V78H0V122H2L3 124H6L8 128L11 125L15 126L14 128L18 127L17 129H13L12 128L13 126L10 127L13 130V133L11 132V134L13 136H10L12 139L9 138V139L6 140L7 142H5L6 146H4L5 147L4 151L2 149H0V161L3 162V163L2 162L0 163V175H2L0 177V183H1L0 184V187L3 184L2 182L5 183L3 185L7 186V187H4L3 186L4 187V188L2 187L3 189L0 188V247L1 248L3 246H6L7 247V248L6 247H3L4 248L3 250H7L9 247L13 248V251H12V249L9 248V250H11L12 253H14L13 256H15L14 259H13V261L10 262V264H12V263L13 264H31L30 262H32V264H49L48 261L51 258L50 256H53V257L55 256L56 259H54V261H53L54 264H80V263L81 264H87L88 263V260H91V262H93L92 264H95V262L92 261L93 259H95V261H96V259H98L97 264L98 263L101 264V260L105 261L104 264L105 263L106 264H117L118 263V260L116 261L117 263H115V261H114V263L112 261L109 262V260H108L109 255L107 254L108 253V250L107 249H109V250L112 249V250H110L111 252L113 251V249H115V250H118V252L120 253V250L119 249H121V251L122 250L124 251L128 246L133 249V251L131 249H130V251L128 250L129 251L128 253L130 255L129 258L131 259L130 260L131 261L130 264H137V262L135 261V257H134L135 256V253H134L135 249L134 248H135L136 245H140L141 243L147 244L146 247L147 246L149 247V246H152V245H158V244H160V242H163L165 240V237L167 239L168 238H171L172 247H173V248H171V251L169 249V251H167V253H166V250H167L166 249L165 250V253L163 252L165 255L167 254V257H169V258H167L168 260L165 258V262H164L165 264H238V262H234V261L233 262L232 261H227V260L224 261L225 258H226V256L228 254L230 255V252H231V249L230 248H232V247L229 246L230 245V242H229L230 239L229 238H230L231 234L233 233V229L230 228V226H224V225L222 227L221 226H218V228L216 227L217 229L215 228L216 230H214V233L211 235L214 238L213 237H212V239L210 237H207L206 238L207 239L206 241H208L209 244L215 245V249L213 251L211 250L212 252L210 250H208V247L207 246L209 244L207 242H204L205 244H203L202 242H200V241L203 240V237L201 236L202 234H199V236L201 237L200 240H198L200 242V245H199V242H197V240L195 239L196 237H193L195 234L199 233V232L196 231V233L193 234V231L194 230H197L193 226L194 225L195 226H197V225L199 226V224H196L197 221H199V223H200L201 221H203L205 219H208V218H209L208 220L210 221V219L213 218L212 216H214V214H215V216H216V214H219V215L222 216L224 214V212L225 213L228 212L227 211L228 209L225 210L226 207L223 205L222 202H221V204L225 208L224 209L225 211H223L222 208L220 210V207L217 206L218 203L220 205V202L217 201V199H215V198L214 199L216 200L217 203L215 202V200H211V199L209 201H207V202H201V200L200 201L196 200L195 203L193 202L194 204L191 203L192 206L190 208L193 211H191V209H190V211H191L190 218L191 219H190V222H188V224L189 223L192 224V222H193V224H192V228H191L190 225L188 226L190 228H188L187 227L188 224L186 225V223H183L184 224L183 225L182 223H180V224L179 223H176V222H174L175 219H174V221H172L173 218L169 221L168 219H170L169 218L170 215L173 214L175 216V214H176L175 211H174V209H172L170 207L164 208L163 205H161L163 203L162 200L161 201L159 200V202H156V201L154 202V200L152 199V197H150V194H151L150 192H153V190H154V187L152 188V186L155 183H157V184L159 183L158 181H159V179H161V176L160 175H163L164 172L167 173V172L170 171L167 174L165 173L166 175H168V176L165 175V178L167 177L166 180H168L169 182H171L172 185H174L173 182H175V187L177 189H180L181 190V188L183 186V183L181 182L182 180L180 181V179L175 174H173V172H172L173 168L169 169L170 165L172 167L171 161L169 162V160L172 158V155H170L172 153L167 154L166 151H165V148H166L165 147V144L167 143V139H168L169 144H170L169 137L172 136V134L169 133V132L172 131L171 130L172 127L170 125H169L170 127H168V126L166 127V125L170 124L171 122L174 123V121H177V120H174L173 119L174 120L173 121L171 117H168V116H170V114H168V111L167 112H166V110L165 111H162V112H160V113H158L156 115V119H157V123L156 124H157V127H159V129H160V127H162V129H163V126L162 125H163V123L165 124L164 129L163 130H160V132H158V133H161V134H157V135H156V133L155 134H150L149 137H146V139L143 136L142 137H140V136L139 137H136V136L133 137V136H130V135H129V138H128V135H126V133H125L126 131H124V130L122 131V129H121L120 132H122V134H123L122 139L124 138V140H122V139H120L121 137L119 138V136H120L119 134H121V133H119V129L117 127H114L113 128V126H115V124H113V123H115V122H112V121H115V119L114 120L110 119V121L112 123L111 122H110L111 124L108 123L110 125L109 126L107 125L108 126L107 129H111V127L113 128V130L114 129H118V130H114L113 131V132L116 131V133H115L116 137H117V135H119L118 138H116L115 135H114V138L117 139V141L114 139L115 140V143H117V144L120 143V145H117V147L120 148V146L121 145L123 146V144L125 143V147L123 146L121 148H123V149L126 148V150L128 149L127 151L124 149L126 152H128L127 153V165H128L127 166L128 167L127 169L129 171L128 173L130 174V175L128 174L130 176V179L128 178L130 180V185L129 184L128 185H129V187L131 186L130 189L133 192H135V190H136L137 193L141 192V188L142 187L139 186V185H141V182L139 181L141 178H138V176H137L138 174L135 175V172L137 170L136 169L137 167H135V166H136V164H138V160H139V162H141V160L143 159V157H142L143 155L141 154V150L142 149L140 147L142 146L143 142H145L147 140V142H148L147 143L148 144V148L150 147L149 150L151 149V151H150L151 152L150 153L151 160L149 158V160H150L149 163L148 164H146V163L143 164V166L144 165L145 166L143 167V170H142L141 174L145 175L144 177H146L147 181H149L148 183L151 184V185H149L151 187L148 188V189L145 188L144 190H146V191H143L142 190L144 192L143 194L141 193L142 194V197L140 196V198L137 199V198H134L135 197L134 195H135L136 192L134 194H131V192L130 193L129 192L127 193L125 190L128 187L123 188L122 186H120V184H119L120 182L119 183L116 182L114 184L113 182L110 183V181H108L109 183H105V184L102 183V184H100L99 178H98V175H97V170H98L99 163H100V162H98L99 156H98V159H97V157L96 158L93 157V158H91V160H89L90 158L89 159H87V158L83 159V157H81V156L78 158V156H79L78 153L79 154L81 153V150H79L80 149V146H81L80 145V142H82L81 143L82 145L85 144L86 146H90V144H91L90 141H89L91 138H88L87 136H85L86 134L84 135L85 136L84 139L82 138V140H80V136H81L80 135V132L82 133V131H84V133H85L86 128H87V125L85 124V125L82 126V123H79V125H78V123L77 124H74L73 123L74 125L71 124L72 116H71V119L69 117L71 113L70 112H67L66 111V108H62L64 106H62V104L60 103V102H62V100L60 98V97H62V95L60 96V92H61V94H63L62 91L65 92V89H67V86L64 85L65 82H64L63 85L61 83H59L60 80H59L58 83L57 82H54L53 81V76H51V74L52 75L54 74V70L53 69H55V67L54 68L52 67L50 60H53L54 58L48 57V56H39L38 53H36V51ZM100 49H104V48H100ZM134 49L137 50V48H134ZM26 50H27V52H26ZM142 50H140V54H142L141 55V58H143L142 56L145 55L142 52ZM101 51H104V50H100V52ZM182 51H183V54L184 53H186V54L189 53V54L187 56H184L183 55V58H182V53H181ZM234 51H236L235 52V53H237L236 55H234ZM100 54H102V52ZM254 54H255V52H253V55ZM148 55H150V53ZM175 55L178 56V57L177 58H174ZM228 56H227V58H228ZM223 57H225V55ZM25 58H27V59L25 60ZM99 58H101V56H99ZM126 58L128 59V61H126ZM145 59H147L145 61L150 60V58H146V57H145ZM176 59L179 60V61H177ZM99 60H98V62H99L100 67L97 66L98 67L97 74H96V72L94 74V76L96 77V79H98V77H100V76H98V74H101V72L102 73L105 72V70H103V67L105 66V64L103 65L104 61H101L102 59L100 61ZM174 60H175V62H174ZM235 60H233L231 62V64L233 65V66L231 65L233 67V70L231 72L232 74L228 78L226 77L224 79V82L225 83L231 82L234 79H237L240 76V74H241V71H239L238 70L239 68H237L236 65H235ZM195 61H197V60H195ZM254 61H256V60H254ZM98 62L96 61V63H98ZM132 62H134V63L131 64ZM137 62H138V64H136ZM192 62L194 64H192ZM203 62H201L200 65H202ZM211 62H209V63H211ZM142 63H143V60H142ZM151 63H152V61L150 62V64ZM185 63H187V64H185ZM205 63H203V64H205ZM153 64H155V62H153ZM156 64H157V61H156ZM251 64L252 65H256L257 64L256 67L259 66V64L257 62H253ZM130 65H129V67H130ZM166 65H165V67H167ZM192 65H193V67H192ZM140 66H141V68L142 67L145 68V65L140 64ZM189 66H191V67L189 68ZM237 66L239 67V62L237 64ZM75 68L73 66V68H72V70L70 72H72L73 70H74L73 71L74 73H77V72L80 73L81 72V70H79V68L77 66H75ZM144 68H142L141 70H143ZM258 68H260V66ZM64 69H65L64 71L69 72L67 68H64ZM127 69H128V67H127ZM171 70H173V67H172ZM177 70L178 69L175 68V71L176 72H179V70L178 71ZM111 71H110V73H111ZM191 71H189V76L192 73ZM262 71H264V70H262ZM194 72L195 73L191 74V76H193L192 78L195 77L197 79V77L195 75L196 74V71H194ZM30 74L34 78V79L32 78L33 80H31V82H33L34 80L36 81L35 83L33 82L32 85L33 84H36V85L38 84L39 87H40V89L38 90V94L36 96L38 98L37 101L38 100L39 101H38V103L34 101V105L35 104H38L39 109H41L40 111L38 110L39 112H41L42 110L43 111H46L45 108L50 111L49 113H48V111L45 112L46 114L48 113V115H47L46 118L43 117L44 115L46 116V114L41 115L43 111L40 113V119L43 117L41 119V122H40L42 124V125H40L42 127V130H41L40 127H39L40 128L39 129L40 132H39V130H37L38 132L36 130H34L33 131L34 132V135L32 134L33 132H30L32 130V127L30 126L31 127L30 128L28 126L29 127L28 128V127H26V125L24 126L25 122L22 121V119H20L19 117H17L18 115L16 116V114H20L21 115L22 112L24 113L23 109L26 111V108H24V106H25V103L24 102L26 100L25 97H26V94L27 93L25 91L27 90L28 85H30V83H29L30 82L29 79L31 78L29 76ZM64 75L67 76L66 72L64 73ZM191 76H190V78H191ZM233 76H235V78ZM26 77L29 78V79L27 78L29 80L28 83H27ZM95 77H94V79H95ZM131 77H132V84L135 85V83H136L135 76L131 75ZM94 79H93V82H92L94 84V86L91 83V85L94 87V91L93 92H94V94L96 93V96H98L99 94L100 95L101 94L104 95V98H102V99H104L106 101V103H105L106 105H109L108 107L106 106L107 108L111 109V107H114V105H115V108L116 107L123 108V106L126 105L127 98H125L126 96L123 95V94L119 96L120 98L119 97H118V99L116 98L117 100L116 99L113 100L110 97L108 99H107V97L105 98V95L108 93L107 90H106L107 91L106 93H105V90H103L104 91L103 93H99V91L101 92L102 89L99 90V88L97 87L96 88L97 91H96V89H95L96 85L95 84L97 82L94 83L95 80H96V79L95 80ZM196 79H192V80H195L196 81ZM238 80L239 81L241 80L240 81V84L242 86H244V87H246V85L248 84V82L246 83V81H244V79L241 78V77L238 78ZM238 80H236V81H238ZM24 81H26V83H24ZM62 81L63 80H61V82ZM198 81H199V79H198ZM133 82H135V83H133ZM199 82H200V84H198ZM199 82L197 83L198 86L195 85L198 88L200 87V89H196V90H200V92L198 93V96H197V93L194 92V94H195L194 97L195 98L194 97L192 98V96H191L192 99L189 98L190 99L189 100V105H190V109L192 110L191 111L192 116L190 114V117H191L190 121L193 119L192 122H191L192 123L191 125L193 127L191 126L192 127V130L188 131V129H187L186 131L189 132L188 135L189 136L192 135L193 138H194V136H196L194 134H198L200 136V138H201V136H203L202 133H204V131H206V133H208V135L210 136L209 139H212L214 142L215 141L217 142L220 139V138L217 139L219 137V136L217 137V135H219V134H217V131H215V128H212L211 127L213 129V133L215 134L214 135L211 132V129L209 128L210 125L208 123V122L212 123V121L214 119L212 120L211 119L212 117L210 118L211 115H209L210 113H207V115H209V118H208V116L206 117V121L207 122L206 121L201 122L202 120L199 119L200 122H201L200 123L197 120L199 118V112H200V111H198V108L197 107H198V104L201 103L202 98H203V102H206L207 103L208 102V99H209V102L208 103H210L211 102V98H212V100H213L212 103H214V102L217 103L215 100H216V97L218 96L217 95V92L219 93V90L216 89V88H218V87L220 88V86H219V83H215L217 85V86H214L215 91L213 90L214 91L213 92V91H210V90L207 89L208 90V92H207L204 89L205 87L203 88V86L205 85V83H203V81L202 82L199 81ZM23 84L24 85L26 84V85L24 86ZM22 85L24 87H26V88H25V90L22 89V92H21V95H20V91H21L20 89H21ZM248 86H249V84H248ZM250 86L252 87V88L250 87L252 92L249 90V87H247V88L242 89V90H244V93L243 94L244 95H249V94L251 95L252 94L253 97L252 96L251 97L250 96H246L247 98H245L244 95H243V97L245 99H248L250 97L251 99H253L252 100L253 103H252V101L250 99L251 105L249 103L244 104L245 106L243 108H246L247 111L245 109H243V112L245 114H249V113H251L250 112V109H252V110L256 111L254 113H257L256 114L257 117L259 115L262 118V116H264V112H262V111L259 112V110L257 111V109H258L257 107L262 102V100H264V84H262V86L261 85H258V84H254L253 86L252 85H250ZM63 88H64V90H63ZM245 90H246V92H245ZM204 91H206L207 93H205ZM208 93H209V96L208 97H210V98L207 99V94ZM107 95H109V94H107ZM152 95H153V90H152ZM259 95L261 96V98L260 97L259 98L262 99V100H261V102L259 101V103L257 104L258 100H260L258 98ZM20 96H22L23 98L20 97ZM109 96H111V95H109ZM199 96H200L201 99L199 98ZM204 99H205V101H204ZM206 99H207V101H206ZM217 99H218V97H217ZM256 99H257V101H256ZM21 100L22 101L24 100V101L22 102ZM203 102L201 104H204ZM247 102H249V101H247ZM262 103H264V102H262ZM19 104H22V108L23 109L20 108V107H18ZM60 104H61L62 107L60 106ZM235 104H236V101H235ZM235 104H229V105L233 106ZM247 104H249V106ZM210 105H213V104L210 103ZM237 105H235V106H237ZM171 106H172L171 111H174L173 112V115L177 119V116H175V115H177V111H178L177 110V107L176 106L173 107V105H170V108H171ZM239 106H240V104H239ZM38 107H37V109H38ZM82 107H83V105H81V104L78 105L77 108H76V113L78 112V114H80L81 111H82ZM252 107H254V109ZM60 108H61V112H60ZM235 108L236 107H234V106L231 107V111L230 112H229L230 109L229 110L224 109V111L227 112V113L225 112L226 114H228V112H229V114H233L232 112H234L233 115H236V112L235 111H232V110H235ZM248 108H250V109L248 110ZM78 109L81 110V111H78ZM56 110L59 111L58 113H61L60 114L61 115V122L63 121L62 123H64L62 125V128H63L62 132L64 131V133L66 135L65 138H63L64 137L63 136L64 133H61L62 135H59L60 133L59 134L57 133L58 136H61L60 138L57 137L56 133L54 135H52L54 131H52L51 128H52V123L55 120L54 111L56 112ZM98 110L99 109L97 107L96 113L98 112ZM175 110H177V111H175ZM248 111H249V113H247ZM68 113H70V114H68ZM161 113H162V115H161ZM254 113H251V114H254ZM259 113H261V114H259ZM123 114L125 115V113L123 112L121 114V116H120L121 117V122H122V119L125 118ZM135 115H139V114H135ZM145 115L146 114H144V113L142 115H140V117H142L141 119H143V116H144V119L143 120H145L146 117L147 118L150 117V115L149 116L148 115L145 116ZM249 115H248V117H251V115L250 116ZM257 117L256 118H253V116H252V119H250V120L257 119ZM260 117H258V118H260ZM164 119L165 120L168 119V120H166V122L169 121V119H170L171 122L170 123L167 122L168 124H166L163 121ZM208 119H209V121H208ZM124 120L125 119H123V121ZM204 120H205V118H204ZM21 121L24 124H22ZM162 121H163V123L161 124ZM230 121H232V120H229L228 123H231L232 125L235 124V123H232ZM256 121H254L252 123H255ZM250 122L246 121V124H247V125H245V127L247 126L246 131H247V133H248L249 136H250V134H253V139L254 140L257 139L258 142H259L260 139L262 137H264V123H261L260 125H258V126H261V127H259L260 129L258 130L257 129L258 126L256 127V124L253 125ZM262 122H264V121H262ZM2 123L0 124V129H2L3 132L0 130L1 131L0 132V140L6 134L5 129H7L6 125H4L5 127L2 126L3 125ZM177 123H178V121H177ZM202 125H203V128L201 127ZM1 126H2V128H1ZM229 126L230 125H228V128H229ZM3 127H4V130H3ZM98 128H100V126ZM198 128L200 130H198ZM207 128L210 129V130H208ZM11 129L9 131H11ZM201 129H203L204 131L202 130L203 131L202 132ZM230 129H228V131ZM232 130H234V129L232 128ZM232 130H230V131H232ZM47 131H50V132L52 131L51 132L52 134L50 132H49L50 133L49 134ZM117 131H118V134H117ZM163 132L165 134H163ZM229 132L227 134L228 135H231V137H235V134L237 133V132L236 133L235 132H230V134H229ZM46 133H47V135H51V136H49L50 138L47 137ZM7 134H8V131H7ZM168 134H169V137H168ZM55 135H56L57 138H59V141L56 140L57 138L54 137ZM245 135H246V133H245ZM248 135H246L247 138L249 137ZM197 136H196V138H194L195 140L196 139L199 140ZM214 136H215V138L217 140L216 139L214 140V138H212ZM237 136H236L237 137L236 139H238L239 137H240L239 139H241L242 136H244V135L243 134L242 135L241 134L240 135L237 134ZM246 136H244V137L246 138ZM28 137L31 138V139H30V142L29 143H26L25 140ZM52 137H53V139L55 138L54 140H56V141L53 140L54 141V144H53V141L51 139ZM61 138L64 139V140H62ZM172 138L174 139L173 136L171 137V139ZM173 139H172V141H173ZM201 139L198 142L196 141L197 142L196 143L197 144L196 146L198 147V148L196 147V149L198 150V153L197 154H199V155L202 156L203 154L205 155V153H207L205 151H206V146H208V145L205 146L203 144L204 142ZM250 139L248 138L249 141H250ZM120 140L124 141V143L123 142H120ZM142 140H143V142H142ZM254 140L251 141V144L253 142V144L255 145L254 142L256 141V143H257V140H255V141ZM57 141L59 142L60 146H58L59 144H58ZM129 141H130V145L132 143H135V144H132V147H135V145H136V147L138 149L136 147L135 148H132L128 144ZM55 142H56V144H55ZM63 142H65V145L66 146H70V151H72L71 152V155L69 154V151H68L69 149H66L67 147L63 146L64 145ZM67 142L70 143V144L72 142V144L69 145ZM50 143H52V144L49 145ZM61 143H63V144H61ZM144 144H145V146H147L146 142ZM144 144H143V146H144ZM61 145L63 146V148H62ZM143 146H142V148H143ZM42 147H44L45 152H47L46 153L47 160H46V163L45 164H46V166L48 165V167L50 168V169L47 168V170H49L48 174H49V177L51 176L50 178L52 179V180H50V181H52L51 182V185L53 184L51 187H48V185H49L48 183L46 184V182H50L48 180L50 178H48L47 175L45 176V175L39 174L38 171L34 168V166H36L34 163H36L37 160H39V158H38V156H39L38 155L39 154L38 151L40 149L43 150ZM129 147L132 148V150L129 149ZM71 148H73L74 151L76 150V152H78V153L75 152L73 154V149L71 150ZM121 148H120V150H121ZM187 148L189 150H187ZM187 148L185 150H184V148L183 149H180L179 148L180 150L183 151L182 152V156L183 157L182 156H178L179 157V160L182 159L185 162H187L188 161L187 157H190L189 156L190 154L192 156V153H190V148L189 147H187ZM208 148L209 147H207V150L209 151ZM62 149H66L68 152H66V150H62ZM105 149H107V148H105ZM105 149H103L104 152L102 150L99 152L100 158L103 161L108 160L109 157H110L109 151L108 150H105ZM177 150H175L173 152H175L177 155H180V153L177 152ZM199 150L200 151L204 150V151H202L203 154H201L202 152L200 153ZM117 152H119V149H118ZM116 154L115 153L114 154L112 153L111 156L114 155L113 158L114 157L116 158L117 157ZM128 154H130L129 158H128ZM204 155H203V157L205 158L206 155L205 156ZM175 158H177V157H175ZM110 159H111V157H110ZM186 159H187V161H186ZM259 159L261 160V158H259ZM184 161L182 163H184ZM109 162L111 163V161H109ZM198 163L200 164V162H198ZM37 164H38V162H37ZM199 168H202V167H199ZM208 168H210V167H208ZM208 168H207V172L211 174V171H210L211 168L210 169H208ZM167 169H169V170L166 171ZM58 171L61 172V175L62 176H64V174H66L65 177H63V178H65V181H64L65 183L64 182L63 183L60 182L61 183L60 184L58 182V180L59 181L61 180V178L59 179L60 176L58 175L59 174ZM57 172H58V174H57ZM62 173H64V174H62ZM161 173H163V174H161ZM139 176L141 177L142 175L139 174ZM211 176H212V174H211ZM56 179H58V180H56ZM214 179L213 178H212V180L209 179L208 180V184H210L211 186L212 185H215V187H216V184L215 183L217 182V180L215 181ZM197 180H199V181H197ZM202 181H200V179H196L195 180V182H196V185L195 186L196 187L197 186H200L202 184ZM209 181H210V183H209ZM69 182H70V184H69V187H68V183ZM157 184H155V185H157ZM167 184H169V183H167ZM228 186L230 187L231 185H228ZM49 188H51V189H49ZM1 189L3 191H1ZM139 189H140V191H137ZM226 189L228 190V192H230V195L232 194L231 195V201L232 202L230 201L229 203L230 204L231 203H234L235 206H238L240 204L239 203L240 198H242L243 195H246L245 196L246 197V202L248 201L247 202V206L249 208V209L247 208V210H248L249 213L245 214V216L242 215L240 217V222L242 221V223H243V221L246 218L247 219H250L252 221V223H249L251 225V228L249 227V225H248V228H246V231L248 230L247 232H249L247 234H250L251 236H253L252 237L253 240L256 239L254 241H256V242H257V240L258 241H261V243L259 242L260 247H259V244H257L258 246L255 249L256 251L259 250L258 252L261 253L260 254L261 257L259 256V259L258 258H255L254 260H252L253 259L252 253H250V251H248V254H247L246 253L247 251H246L245 252L247 254L246 259H245V261H247L246 264H264V232H262V231H264V230H262L264 228H260L261 230H259V231L257 230L259 227L258 228L255 227V229H254V225L256 223H258V221H259V223H258L259 226L261 225L260 222L261 223H264V204H261V202H258L260 199L257 198L258 201H257V199H255L256 198L255 197V194H258L259 196L261 195L260 189L259 188H250L249 190H247L244 193L239 192V190L237 191V189H235V188H234L235 191L232 190V188L230 189L228 187ZM5 190L6 191L8 190V191L6 193H4ZM147 190L148 191L151 190V191L148 192ZM62 191H63V193H62ZM179 191H177V192H179ZM2 192H3V195H1ZM27 196H28V198L30 196L33 197V198L35 197V200L37 202L38 207H36V204L34 203L35 202L34 199H32V200L34 201L33 204H35V205H32V202H31V204H27L28 206L25 205L24 201H25V198L27 199ZM135 199H137V200H135ZM19 201L20 202L23 201L24 205H23V203H19ZM54 202H55V204H56V202H58L59 206L57 205L56 207H58V209H60V211L62 210V213L63 214L66 211V214H64V215H67V213H70L71 215H74V217H73V218H75L74 221H76V223H77V228H76L77 230H75V231L74 230L73 231L70 230L71 232H70L69 238H70V241L71 242L70 241L69 242L72 243V241H76V242L78 241L80 243L79 244L80 247L78 246V242L77 243L75 242L74 243V247H73V249H72V251L70 252L69 255L64 254V252H61V250H60V248L62 247V245H60V244H62L63 242H65V239L66 240H68V239L65 238L64 241H63V238L64 237L63 236H60V234H58L59 232H57V230H56V227H54V225L56 226V223L55 222H57V218H56V221H55V219H54L55 216H52V215L50 216L49 215L50 214V212H49L50 205H51V203H53V205H55ZM100 202H102L104 205L107 204L106 207H109V205H113L114 203H118V204H116L118 206L122 204L121 206L122 207L124 206L122 208V210L123 211L125 210L126 212L130 210L129 213L131 212L132 215L134 213H135L134 215L141 213L142 216L143 215L145 216V223L144 224H145L146 228L137 227L135 225V223H134V224L131 225V227H130V229H128V231H126V232L119 231V232H121V233L123 232V233L122 234L118 233L119 234L118 235L119 238L117 237L116 239H114L113 236H115V235H113V233L115 234L116 233V230L113 231V228H111L112 230L111 229H108V227H109V225H111V223L107 222L108 225L106 223V227H105L106 230L102 229V230H100V233L97 231V233H99L100 235L98 234V235H96L94 237L93 234L96 233L95 232L96 231V227H93L95 225V224H93L95 222L94 221L92 223L90 222L91 224H93L92 227L94 229L92 227H90L91 226L90 223H89V226L87 225L88 228L86 227L87 228V231L90 228L89 231L92 232V233L89 232L90 234L88 233L89 236H91L90 237V240L87 239V241L85 240V242H83L84 241V237H83L84 235L83 234L85 232L87 234V231H85L86 229H84V227L82 225V224H86L87 222L84 223L83 221H85L87 219L88 214L93 213L94 217H95V215H97V216L100 215L99 214L100 213L99 210H101L100 205L102 204V203L101 204H98ZM108 202H110V203H108ZM160 202H162V203H160ZM134 203H136V205H134ZM179 203L181 204V205L179 204L180 206H183V207L186 206V204L183 205L184 203L182 204V202H179ZM20 204H22V205L20 206ZM39 204H41V206ZM133 206H135V207H133ZM231 206H233V205H231ZM104 207L105 206H103V208ZM183 207H181V208H183ZM217 207H219V208H217ZM119 208L121 209V207H119ZM67 210H69V211L67 212ZM22 211H24V212H22ZM97 211L99 213L96 214ZM47 214L50 216L51 219L49 217L46 218V216H48ZM60 214H59V216L60 217L62 216L61 218L63 220H65L64 218H66V217L63 214L62 215H60ZM164 214H166V215L164 216ZM211 214H213V215L211 216ZM248 214H249L250 217L247 216ZM209 215H210V217H207ZM224 215H226V214H224ZM162 217H163V219H161ZM164 217H166V218L168 217L167 220L165 221V223L167 221L168 222H167L166 225H164L165 226V227H163L164 229L162 228L163 230L162 229L161 230L158 229L159 230L158 231L157 230V226L155 224L160 219L161 220H164L165 219ZM205 217H207V218H205ZM63 220L61 222L64 223ZM155 220H158V221L156 222ZM213 220L215 221V219H213ZM213 220L211 222H214ZM81 222H83V223H81ZM161 222H163V221H161ZM67 223H68V221L65 224H67ZM244 225H245V221H244ZM242 227H243V224H242ZM245 227L246 226H244L243 229ZM53 228H55V229H53ZM193 228H195V229H193ZM92 229H93V231H92ZM107 229H108V231H107ZM54 230L56 231V234L57 235L53 234V232L55 233ZM103 230L106 231L109 234V236H107V237H109L107 239L108 240V244H107V246H106V244H104L103 245L104 247L101 246V245H100V247L98 246L96 248V250H94L95 252H93L92 251L93 248L96 247L94 245L96 244L97 241L96 242H94V241L98 239L97 236H99V238H102V239L105 238L104 235H106L105 234L106 232H104ZM188 230L189 231L192 230V232H189ZM250 232H252V234ZM189 233H192V234H189ZM259 234L261 236H259ZM38 235H40V236L38 237ZM58 235L60 237H58ZM255 235H256V237H255ZM251 236L249 237L250 240H252ZM49 238L53 240V243L50 241ZM92 238H95V239L91 240ZM208 238H210V240ZM61 240L63 242L62 243H59V241H61ZM107 240H105V242ZM195 241H196V243H195ZM227 241H228L229 244H227ZM47 242H51V244H53V245H51L50 243H47ZM103 242H104V239H103ZM218 242L220 243V245L222 243V244H224L226 246L221 249L220 245L218 246V244H219ZM154 243H156V244H154ZM201 243L203 244L204 248L201 245ZM75 244H76V246H75ZM90 245H91V248L94 246L92 248V250L89 247ZM142 245L143 244H141L140 246H142ZM205 245H207V246H205ZM55 246L58 249L57 252L55 250V253H57L56 254L57 257H56L55 254H52V255L49 254V253H53L51 250H52V248L54 250L55 249ZM50 247H51V250H50ZM58 247H60V248H58ZM152 247H150V248H152ZM1 248H0V253L2 252V249ZM155 248H156V246H155ZM247 248L248 247L246 246V249ZM78 249H79V251H78ZM89 250H91V252H89L91 255H88L89 254L88 253ZM163 250L164 249H161V251H163ZM73 251H75V252H73ZM81 251H82V253H81ZM126 251H124V252H126ZM161 251H159L158 249H156V252H155L154 249H153V252L150 251L152 254H150V252H149V254L151 255L150 257L153 256V259L151 258L152 261L153 260L156 261L158 258H160L162 256H165L164 254H162V256H161ZM226 251H230V252L228 254H226L227 253ZM256 251L254 252V255H255ZM72 252L74 254H72ZM158 252H160L159 255L158 254H157L158 256L155 255V253H158ZM28 253L30 254L31 257L29 256ZM79 253L81 254L80 256H78ZM86 253H87V256L88 257L89 256L90 257L93 256L92 259L91 258L88 259V257H86ZM105 253H106V255H105ZM223 253H224V255H223ZM26 254H28V255H26ZM76 254H77L78 257L76 256ZM250 254L252 256H250ZM222 255H223V258L224 259H222ZM73 256H75V260H74ZM94 256L96 258H94ZM155 256L157 258H155ZM27 257L29 258V261L32 259L29 263H27L28 262ZM251 257H252V259H251ZM256 257H257V255H256ZM71 259H73V261ZM192 260H193V262L194 261L195 262L193 263ZM33 261H35V262H33ZM74 261H76V262H74ZM149 261L150 260H148V263H149Z\"/></svg>",
  "mask_w": 264,
  "mask_h": 264
},
{
  "label": "clouds",
  "instance_id": "obj_3",
  "mask_svg": "<svg viewBox=\"0 0 264 264\" xmlns=\"http://www.w3.org/2000/svg\"><path fill=\"white\" fill-rule=\"evenodd\" d=\"M29 15L31 29L21 32L10 31L7 37L0 31V50L19 49L34 44V50L39 56L56 59L69 69V75L71 68L81 62L82 51L90 43H109L112 38L126 35L133 25L123 0H103L98 12L82 17L84 31H81L80 25L61 26V18L51 12L43 11L41 5H36L35 10L30 11ZM38 26L41 30L45 27L49 28L50 49L31 39V33ZM85 31L88 33L87 36L84 34ZM28 73L29 68L23 63L0 61V78L11 80L20 75L26 76ZM257 178L260 184L264 185V157L260 160Z\"/></svg>",
  "mask_w": 264,
  "mask_h": 264
}]
</instances>
